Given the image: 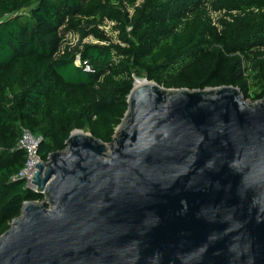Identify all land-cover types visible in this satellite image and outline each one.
Listing matches in <instances>:
<instances>
[{
    "label": "water",
    "instance_id": "water-1",
    "mask_svg": "<svg viewBox=\"0 0 264 264\" xmlns=\"http://www.w3.org/2000/svg\"><path fill=\"white\" fill-rule=\"evenodd\" d=\"M135 79L110 143L35 164L0 264H264V97Z\"/></svg>",
    "mask_w": 264,
    "mask_h": 264
},
{
    "label": "trees",
    "instance_id": "trees-1",
    "mask_svg": "<svg viewBox=\"0 0 264 264\" xmlns=\"http://www.w3.org/2000/svg\"><path fill=\"white\" fill-rule=\"evenodd\" d=\"M134 78L261 100L264 0H0V235L24 202L43 201L13 180L26 161L22 130L42 138V163L73 130L110 143Z\"/></svg>",
    "mask_w": 264,
    "mask_h": 264
},
{
    "label": "built area",
    "instance_id": "built-area-1",
    "mask_svg": "<svg viewBox=\"0 0 264 264\" xmlns=\"http://www.w3.org/2000/svg\"><path fill=\"white\" fill-rule=\"evenodd\" d=\"M80 67L84 73H93V69L86 62L81 63L79 58L74 63ZM42 141L41 137L33 136L27 130H22L21 136L16 144L15 149L25 152L26 161L22 170L13 178V180H25L26 187L33 190L35 187L32 185V174L36 170L35 164L42 163L38 157V146ZM1 150V148H0Z\"/></svg>",
    "mask_w": 264,
    "mask_h": 264
},
{
    "label": "rangeland",
    "instance_id": "rangeland-1",
    "mask_svg": "<svg viewBox=\"0 0 264 264\" xmlns=\"http://www.w3.org/2000/svg\"><path fill=\"white\" fill-rule=\"evenodd\" d=\"M111 27H112V24L107 22V21H105L104 25L101 28L103 30H106V31L110 32V35L115 36V33L111 31ZM77 41H78V38L76 36H72L70 38V43L73 44V45H75L77 43ZM83 42L84 43H89V42H93V41H92L91 38H86V39L83 40ZM85 133H87V132H85Z\"/></svg>",
    "mask_w": 264,
    "mask_h": 264
},
{
    "label": "bare ground",
    "instance_id": "bare-ground-1",
    "mask_svg": "<svg viewBox=\"0 0 264 264\" xmlns=\"http://www.w3.org/2000/svg\"><path fill=\"white\" fill-rule=\"evenodd\" d=\"M147 83H145L144 79H135V83H134V87L135 88H139L141 86L146 85ZM107 152H109V147H107ZM34 187V186H33Z\"/></svg>",
    "mask_w": 264,
    "mask_h": 264
}]
</instances>
